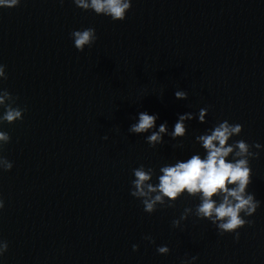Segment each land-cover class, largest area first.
I'll list each match as a JSON object with an SVG mask.
<instances>
[{
  "label": "water",
  "instance_id": "1",
  "mask_svg": "<svg viewBox=\"0 0 264 264\" xmlns=\"http://www.w3.org/2000/svg\"><path fill=\"white\" fill-rule=\"evenodd\" d=\"M88 27L97 40L77 51L70 34ZM0 64V86L24 109L0 125L13 165L0 170V264H264V0H132L123 21L72 0H20L0 8ZM139 112L169 132L194 117L183 138L150 147V133L128 131ZM224 120L243 126L229 144L261 145L247 188L260 206L239 240L194 214L174 228L199 204L186 194L144 212L132 170L151 167L158 183L161 166L203 157L195 137Z\"/></svg>",
  "mask_w": 264,
  "mask_h": 264
},
{
  "label": "clouds",
  "instance_id": "2",
  "mask_svg": "<svg viewBox=\"0 0 264 264\" xmlns=\"http://www.w3.org/2000/svg\"><path fill=\"white\" fill-rule=\"evenodd\" d=\"M64 0H60L63 3ZM74 5L83 11H92L96 15L110 17L112 21H123L127 11L131 8L132 0H72ZM20 0H0V8H12L18 6ZM77 51L91 47L97 40L95 29L88 27L76 30L70 34ZM7 79L5 66L0 64V85ZM175 98L186 100L185 91H176ZM16 97L0 86V125L13 124L22 119L24 109L14 106ZM206 108L200 109L196 117L199 123H206ZM194 114L189 112L178 117L171 132L168 131L167 123L156 127V115L147 112H139L136 123L130 125L128 131L133 134L150 133L145 137L150 147L163 143V137L171 139L183 138L186 135L185 121H190ZM242 125L230 124L227 120L219 122L204 134L195 137L196 142L204 150L205 155L193 154L187 160H177L174 164H165L159 168L158 183H151L155 175L154 169L145 168L144 165L133 169L134 179L131 181L130 195L141 201L144 212L151 214L156 211L157 205L162 207H174L175 201L182 195L196 198L199 204L195 209L186 207L180 218L172 221V226L179 227L180 222L190 214L198 219H207L216 226L219 234L235 233L234 239L239 240L238 229L246 224L251 225V220L244 217L252 216L260 206V201L255 199L254 194L247 191L251 180L250 159H256L259 152L251 149H260L259 143L249 145L244 140H229L242 131ZM153 129H156L153 131ZM104 139H107L105 136ZM8 133L0 131V152L5 144L9 143ZM231 157V159H229ZM12 163L3 155H0V170L10 171ZM4 202L0 199V209ZM150 243H154L151 237H145ZM133 251L138 246L133 245ZM8 244L0 240V256L7 251ZM158 254L166 255L169 252L167 246H159ZM197 257L182 261L181 264H191Z\"/></svg>",
  "mask_w": 264,
  "mask_h": 264
}]
</instances>
